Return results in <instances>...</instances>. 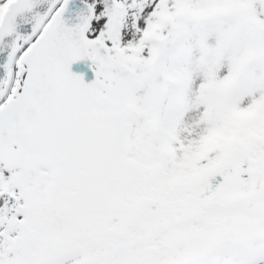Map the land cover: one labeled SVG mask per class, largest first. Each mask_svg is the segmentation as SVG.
<instances>
[{
    "label": "snow or ice",
    "instance_id": "snow-or-ice-1",
    "mask_svg": "<svg viewBox=\"0 0 264 264\" xmlns=\"http://www.w3.org/2000/svg\"><path fill=\"white\" fill-rule=\"evenodd\" d=\"M0 264H264V0H0Z\"/></svg>",
    "mask_w": 264,
    "mask_h": 264
},
{
    "label": "water",
    "instance_id": "water-1",
    "mask_svg": "<svg viewBox=\"0 0 264 264\" xmlns=\"http://www.w3.org/2000/svg\"><path fill=\"white\" fill-rule=\"evenodd\" d=\"M78 63H83V62H78ZM72 68L74 69L75 68V65H73ZM86 82H87V78H86Z\"/></svg>",
    "mask_w": 264,
    "mask_h": 264
}]
</instances>
